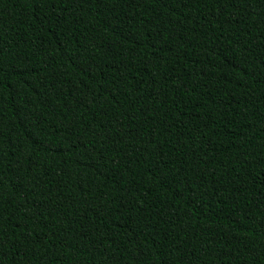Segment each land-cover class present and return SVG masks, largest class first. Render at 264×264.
Here are the masks:
<instances>
[{"label": "trees", "instance_id": "1", "mask_svg": "<svg viewBox=\"0 0 264 264\" xmlns=\"http://www.w3.org/2000/svg\"><path fill=\"white\" fill-rule=\"evenodd\" d=\"M0 264H264V0H0Z\"/></svg>", "mask_w": 264, "mask_h": 264}]
</instances>
